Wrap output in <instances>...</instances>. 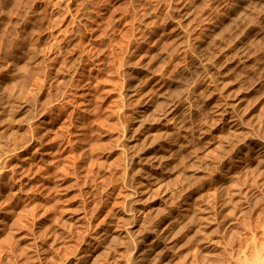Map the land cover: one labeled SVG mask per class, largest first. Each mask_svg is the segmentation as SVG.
I'll return each mask as SVG.
<instances>
[{
  "label": "rangeland",
  "instance_id": "obj_1",
  "mask_svg": "<svg viewBox=\"0 0 264 264\" xmlns=\"http://www.w3.org/2000/svg\"><path fill=\"white\" fill-rule=\"evenodd\" d=\"M0 16V264H145L139 245L173 215L163 236L178 264L263 249L264 0H0ZM207 88H249L251 105L216 131ZM177 123L190 145L142 191L168 147L142 150L144 136Z\"/></svg>",
  "mask_w": 264,
  "mask_h": 264
},
{
  "label": "bare ground",
  "instance_id": "obj_2",
  "mask_svg": "<svg viewBox=\"0 0 264 264\" xmlns=\"http://www.w3.org/2000/svg\"><path fill=\"white\" fill-rule=\"evenodd\" d=\"M71 1V0H70ZM16 2H17V0H16ZM14 4V3H13ZM12 4V5H13ZM17 4V3H16ZM16 4H14L15 6H16ZM6 5V4H5ZM5 5L3 6V7H5ZM13 5V6H14ZM10 6V5H9ZM9 6H8V8H7V10L9 9ZM2 7V8H3ZM6 7H7V5H6ZM12 6H10V8H11ZM12 8H14V7H12ZM11 8V9H12ZM8 11H10V10H8ZM8 11H6L7 13H8ZM5 12V11H4ZM3 12V13H4ZM5 12V13H6ZM4 13V14H5ZM9 14V13H8ZM34 14H36V13H34ZM0 18L1 19H3L1 16H0ZM1 22H3V20H1ZM0 22V23H1ZM55 24L57 25V23H56V21H55ZM3 26V25H2ZM229 28V27H228ZM1 29V28H0ZM50 30V29H49ZM52 30V29H51ZM224 31V30H223ZM223 31H221V33L223 34L224 32L225 33H227V35H228V32H226V28H225V31L223 32ZM52 32V31H51ZM261 33V32H260ZM63 35H65V33L63 34ZM224 35V34H223ZM230 35V34H229ZM263 35H264V32H263ZM226 36V35H225ZM224 36V37H225ZM232 36V35H231ZM40 37V36H39ZM65 37V36H64ZM223 37V38H224ZM233 37V36H232ZM232 37H230V38H232ZM38 38V37H37ZM37 38H35V39H37ZM41 38V37H40ZM39 38V39H40ZM84 38V37H83ZM226 38V37H225ZM58 39V38H57ZM64 39H66V38H64ZM227 39H228V37H227ZM226 39V40H227ZM41 40V39H40ZM61 40H62V38H61ZM60 39H58V41H61ZM35 41V40H34ZM57 41V42H58ZM64 40H62L61 41V43H59L58 45H61L62 44V42H63ZM36 42V41H35ZM34 42V44H35V46L37 45H39V44H37V42L35 43ZM39 43H40V41H38ZM56 42V41H55ZM225 42V41H224ZM227 43H228V41H226ZM232 41H230L228 44H230ZM53 43V45L54 44H56V43H54V42H52ZM52 43H50V44H52ZM263 44L261 45V46H263L264 45V41L262 42ZM57 45V46H58ZM32 46H33V44H32ZM36 46V47H37ZM50 46V45H49ZM56 46V45H55ZM56 46V47H57ZM36 47H32V49L34 48H36ZM51 47H52V45H51ZM255 47V46H254ZM256 47H258V46H256ZM255 47V48H256ZM55 48V47H54ZM262 48H264V47H262ZM33 49V50H34ZM49 49H51V48H49ZM52 50V49H51ZM255 50V49H254ZM53 51H54V49H53ZM247 51H249V50H247ZM246 51V52H247ZM240 52V51H239ZM243 52H245V51H243ZM245 52V53H246ZM251 52V51H250ZM23 53V52H22ZM249 53V52H248ZM252 53H253V50H252ZM252 53H250V54H252ZM241 54V53H240ZM239 54V55H240ZM243 54V53H242ZM250 54H248V55H250ZM236 55V54H235ZM245 55V54H244ZM247 55V54H246ZM247 55V56H248ZM238 56V55H237ZM251 56V55H250ZM83 58H85L84 56H82ZM234 57V56H233ZM236 57V56H235ZM58 59V58H57ZM89 59V58H88ZM88 59H86V60H88ZM235 58H233L232 60H234ZM246 59L248 60V58L246 57ZM250 59V58H249ZM85 60V59H84ZM92 60V59H91ZM244 59H243V56H241L240 55V57L238 56L237 58H236V60H235V62L238 64V63H242V61H243ZM89 61H90V59H89ZM246 61V60H245ZM60 62V61H59ZM58 63V62H57ZM62 63H64L63 61H62ZM228 63V62H227ZM231 63V62H230ZM243 63H244V61H243ZM247 63H248V61H247ZM61 64V63H60ZM60 64L59 65H57V67L58 66H60ZM249 64V63H248ZM55 65H56V63H55ZM61 65H63V64H61ZM66 65V64H65ZM65 65H63V66H65ZM83 65V64H82ZM85 65H87V63L85 62ZM226 65V64H225ZM224 65V66H225ZM245 65V64H244ZM62 66V68H64ZM230 66H233V65H230ZM236 66V65H235ZM234 66V67H235ZM238 66H240V65H238ZM52 67H54V64L52 65ZM61 67V66H60ZM67 67V66H66ZM65 67V68H66ZM226 67V66H225ZM246 67H247V64H246ZM249 67V66H248ZM247 67V68H248ZM263 67V66H262ZM55 68V67H54ZM65 68H64V70H65ZM241 68V67H240ZM243 68V67H242ZM245 68V67H244ZM246 68V69H247ZM258 68H260V66L258 67ZM257 68V69H258ZM57 69H59V68H57ZM56 69V70H57ZM61 69V68H60ZM69 69V68H68ZM68 69H66V70H68ZM223 69H224V67H223ZM261 69H263V68H261ZM261 69H260V71H261ZM54 70V69H53ZM52 70V71H53ZM218 70V69H217ZM230 70V69H229ZM228 70V71H229ZM241 70V69H240ZM242 70H244V69H242ZM249 70V69H248ZM256 70V68L254 69V70H252V71H255ZM58 72L60 71L61 72V70H57ZM76 71V70H75ZM74 71V72H75ZM84 71V70H83ZM216 71V70H215ZM214 71V72H215ZM231 71V70H230ZM251 71V70H250ZM258 71V70H257ZM56 72V71H55ZM58 72H56L57 74H58ZM77 72H78V70H77ZM220 72V71H219ZM223 72H224V70H223ZM242 72V71H241ZM247 72H249V71H247ZM263 72V71H262ZM62 73H63V71H62ZM76 73V72H75ZM218 73V72H217ZM227 73V72H226ZM225 73V75H227ZM235 73V72H234ZM251 73V72H250ZM256 71H255V74H254V72H253V74L252 75H254V76H256ZM60 74V73H59ZM229 74V73H228ZM242 75L243 74H245V76H246V73L244 72V73H241ZM79 75V74H78ZM217 76H218V74H216ZM215 75V76H216ZM220 75H222L221 73H220ZM224 75V76H225ZM235 75H237V74H235ZM238 75H240V74H238ZM258 75V74H257ZM260 75H261V73H260ZM80 76V75H79ZM81 76H82V74H81ZM229 76V75H228ZM244 76V77H245ZM247 76H248V73H247ZM249 76H250V74H249ZM212 77H213V75H212ZM220 77V76H219ZM218 77V78H219ZM227 77V76H226ZM233 77V76H232ZM236 77V76H235ZM241 76H239L238 77V79L240 78ZM256 77H258V76H256ZM255 77V78H256ZM260 77H262V75L260 76ZM231 78V77H230ZM247 78V77H246ZM251 78H252V76H251ZM251 78H249L248 79V81L251 79ZM254 78V77H253ZM253 79V80H256V79ZM259 78V77H258ZM257 78V79H258ZM79 79V78H78ZM214 79H215V77H214ZM213 79V80H214ZM220 79V78H219ZM237 79V80H238ZM81 79H79L78 81H80ZM217 80V79H216ZM230 80H232V79H230ZM244 80L245 79H243V83L242 84H244L245 82H244ZM252 80V79H251ZM251 80H250V82H251ZM252 80V81H253ZM83 81V80H82ZM221 81H223V79H221ZM224 81H225V79H224ZM240 81V80H239ZM247 81V82H248ZM259 81V80H258ZM261 81H262V79H261ZM214 82V81H213ZM219 82L220 81H218V84H219ZM234 82H235V80H234ZM242 82V81H241ZM81 83V82H80ZM215 84L217 83V82H214ZM221 83H226V81L225 82H220V84ZM232 83V82H231ZM239 83V82H238ZM252 83V82H251ZM257 83V82H256ZM76 84H78V82L76 83ZM211 84H212V82H211ZM215 84H213V85H215ZM241 84V85H242ZM255 84V83H254ZM262 84V83H261ZM225 85V84H224ZM239 86H240V84H238ZM246 85H248V84H246ZM246 85H244L245 87H246ZM252 85V84H251ZM256 85V84H255ZM212 86V85H211ZM218 86V85H217ZM220 86H222V88L224 89V87H223V85H220ZM238 86V87H239ZM243 86V87H244ZM254 86V85H253ZM261 86V85H260ZM215 87H216V85H215ZM214 87V88H215ZM217 88V87H216ZM218 88H220V87H218ZM226 88H227V86H226ZM255 88V87H254ZM254 88H253V90L252 91H254ZM260 88V87H259ZM258 88V89H259ZM181 88H179V90H180ZM247 89L249 90V88H246V89H242V88H239V90H238V93L234 96V97H231V98H224V99H220L219 97H217L216 95H217V93H215V92H218V91H214L213 89H206V91L208 90V92H204V95H205V93H207L206 94V97L207 98H209V100L210 101H213L215 104V110H212L213 112H214V114H213V120H211V121H213V123H215V125H216V128H214L216 131H218V128H217V126H219V125H225L226 123L228 124L229 122H232L233 120H234V118L237 116V114L238 113H240L241 111L240 110H242V109H246V108H244V106H245V104L246 103H248V102H250L249 104L251 105V99L250 98H252L251 97V93L249 92V91H247ZM257 89V88H256ZM178 90V89H177ZM217 90H219V89H217ZM232 90H234V89H232ZM182 91V90H181ZM181 91H176V92H178V93H180ZM224 91V90H223ZM251 91V92H252ZM258 91V90H257ZM256 91V92H257ZM175 91L173 92V93H176ZM221 92H222V90H221ZM230 92V91H229ZM231 92H233V91H231ZM234 92H235V90H234ZM237 92V91H236ZM189 93V92H188ZM255 93V92H254ZM258 93V92H257ZM203 94V93H202ZM216 94V95H215ZM234 94V93H233ZM256 94V93H255ZM172 95H174V94H172ZM176 95V94H175ZM177 95H179V94H177ZM187 96H190V94L188 95V94H186ZM224 95H226V94H224L223 93V96ZM253 95V94H252ZM219 96V95H218ZM222 96V95H221ZM255 95H253V97H254ZM173 97V96H172ZM185 97V96H184ZM205 97V98H206ZM224 97H226V96H224ZM228 97V96H227ZM229 97H230V93H229ZM256 98H257V96H255ZM182 98V97H181ZM199 98V97H198ZM206 98V99H207ZM256 98L254 99L255 101H256ZM166 99V98H165ZM185 99H186V97H185ZM204 99V98H203ZM137 100H139V99H137ZM140 100H141V97H140ZM187 101H189L190 100V98L189 99H186ZM143 101V100H142ZM144 101H146V100H144ZM179 101H181V99H179ZM202 101V100H201ZM205 101V100H204ZM210 101H208V103L210 102ZM140 102V101H139ZM173 102H175V101H173ZM178 102V101H177ZM177 102H176V104L175 105H177ZM185 102V101H184ZM184 102H183V105H184ZM198 102H200V101H198ZM253 102V101H252ZM141 103V102H140ZM163 104H164V102H162ZM166 103V102H165ZM205 103V102H204ZM14 104V103H13ZM145 104V103H144ZM186 104V103H185ZM187 104H189L190 105V102L189 103H187ZM201 104V103H200ZM12 105V104H11ZM66 105V104H65ZM64 105V106H65ZM139 105V104H138ZM172 105V104H171ZM247 105V109L249 108L248 106V104H246ZM12 106H14L15 107V105H12ZM160 106H161V104H160ZM159 106V107H160ZM163 106V105H162ZM174 106V105H173ZM187 105H185V107H186ZM191 106H192V104H191ZM203 106V105H202ZM205 106V105H204ZM203 106V107H204ZM9 107H11V106H9ZM62 107V106H61ZM66 107V106H65ZM159 107H157L158 109H159ZM166 107V106H165ZM175 107V106H174ZM174 107L172 108V110L171 111H169V112H173V116H174V110L176 111V109H174ZM184 107V108H185ZM189 107V106H188ZM199 107V106H198ZM197 107V108H198ZM202 107V108H203ZM246 107V106H245ZM63 108V107H62ZM146 108V107H145ZM160 108H162V107H160ZM176 108V107H175ZM194 108V107H193ZM196 108V109H197ZM200 109H201V106L199 107ZM9 109H11V111L13 110L12 109V107L11 108H9ZM60 109V108H59ZM58 109V110H59ZM66 109V108H65ZM192 109V108H191ZM144 110V109H143ZM160 110V109H159ZM187 110V109H186ZM63 111V110H62ZM61 111V112H62ZM193 111H194V109H193ZM196 111V110H195ZM198 111H200L199 109H198ZM244 111V110H243ZM242 111V112H243ZM8 112H10V111H8ZM45 112H47V110L45 111ZM49 112V111H48ZM47 112V113H48ZM141 112H142V110H141ZM165 112V114L164 115H166L167 114V112L166 111H164ZM163 112V113H164ZM189 112H190V110H189ZM192 112V111H191ZM211 112V111H210ZM212 112V113H213ZM160 113V112H159ZM162 113V112H161ZM142 115V114H141ZM210 115V114H209ZM208 115V116H209ZM58 116H60L59 114H58ZM159 116V115H158ZM167 116V118H169L168 117V115H166ZM190 116H191V114H190ZM211 116V115H210ZM161 117V116H160ZM163 117V116H162ZM162 117H161V119H162ZM176 117V116H175ZM50 118V117H49ZM171 118V117H170ZM207 118V117H206ZM50 119H52V118H50ZM155 119L156 118H154V121H155ZM178 119V118H177ZM181 119H182V117H181ZM205 119V118H204ZM211 119V118H210ZM140 120V119H139ZM157 120H158V118H157ZM170 121H171V119H169ZM168 120V121H169ZM176 120V119H175ZM174 120V121H175ZM185 120V119H184ZM207 120H208V118H207ZM143 121V120H142ZM141 121V122H142ZM161 121V120H160ZM159 120H158V122H160ZM167 121V120H166ZM167 121V122H168ZM178 121V120H177ZM182 121V120H181ZM203 121H205V120H203ZM209 121V120H208ZM207 121V122H208ZM163 122V121H162ZM164 122H165V120H164ZM166 122V123H167ZM186 122V121H185ZM143 123V122H142ZM155 123V122H154ZM165 123V124H166ZM172 123V122H171ZM173 123H176V122H173ZM179 123V122H178ZM178 123L177 124H174L173 126H171V128L169 129V130H163L162 132H155V131H149V132H147V134L144 136V140H143V146H141L140 145V147H141V149L143 150L144 148L146 149L147 148V146H151V145H154L156 142H158L160 139H162V138H164V139H162V140H165V139H167V141H168V147L163 151L162 149V154L160 153V155L158 154V155H156L155 154V156H154V161L153 162H151L150 163V165H149V167H147V168H143V167H141V168H143L142 170L144 171L143 173H141L142 174V176H141V178H139V182L138 181H136V182H138V186H140V189L142 190V191H144L145 189H146V187L149 185V183H150V181H152L153 179L154 180H156V177L158 178L159 176L158 175H160L159 173H161L162 171H164L168 166H171V164H172V159H175L176 157H177V154L178 153H176V157L175 156H173V155H175V154H173L174 153V150H176V148L177 147H179V148H181V149H183V147L185 146V145H187L186 143H187V134H185V133H183V131H182V126L185 124H183V125H178ZM182 122H180L179 124H181ZM203 123V122H202ZM213 123H210L211 125L213 124ZM235 123V122H234ZM145 124V123H144ZM153 124V123H152ZM162 124H164V123H162ZM162 124H160V125H162ZM170 124V123H169ZM209 124V125H210ZM168 124H166V126H167ZM202 125V124H201ZM204 125V124H203ZM207 125V124H206ZM33 126V125H32ZM142 126V125H141ZM141 126H139V127H141ZM159 126V125H158ZM158 126H156V127H158ZM165 126V125H164ZM168 126H170V125H168ZM167 126V127H168ZM186 126H187V123H186V125L185 126H183V129H184V127H185V129H188V128H186ZM150 127V126H149ZM153 127V126H152ZM151 127V128H152ZM188 127V126H187ZM206 127V126H205ZM210 127V126H209ZM211 127H215L214 125L213 126H211ZM223 127V126H222ZM33 128V127H32ZM164 128V127H163ZM203 128H204V126H203ZM221 128V127H220ZM30 129V128H29ZM38 129H39V127H38ZM138 130H139V128H137ZM147 129H148V127H147ZM202 129V128H201ZM200 129V130H201ZM206 129H207V127H206ZM213 129V128H212ZM211 129V130H212ZM28 130V129H27ZM34 130V129H33ZM35 130H36V128H35ZM158 130V129H157ZM209 129H207V130H205L204 129V131L207 133V131H208ZM210 130V131H211ZM222 130V129H221ZM144 131V130H143ZM209 131V132H210ZM36 132V131H35ZM145 132V131H144ZM15 133H16V131H15ZM23 133V132H22ZM27 133L29 134L30 132H29V130H28V132H26V133H23L24 134V136L25 135H27ZM142 133V132H141ZM203 132H202V130H201V134H202ZM205 133V134H206ZM210 133H212V134H214L213 132H210ZM218 133H220V132H218ZM17 134H19V132L18 133H16L15 135H17ZM21 134V133H20ZM36 134V133H35ZM190 134H192V133H190ZM200 134V135H201ZM209 134V133H208ZM211 134V135H212ZM15 135H13V136H15ZM22 135V134H21ZM20 135V136H21ZM139 135V134H138ZM189 135V134H188ZM203 135H204V133H203ZM12 136V137H13ZM19 136V138L18 139H23V135H22V137H20ZM28 136H31V134L30 135H27V137ZM34 136H36V135H34ZM192 136V135H191ZM212 136H215V135H212ZM211 136V137H212ZM139 137H140V135H139ZM29 138H31V137H29ZM33 138V137H32ZM189 138V137H188ZM205 138V137H204ZM208 138H210V137H208ZM14 139H17L16 138V136H15V138ZM17 139V140H18ZM27 139V138H26ZM37 139V138H36ZM137 140H138V137L136 138ZM12 140H13V138H12ZM34 140V139H33ZM161 140V141H162ZM28 141H29V139H28ZM32 141V140H31ZM167 141H166V143H167ZM190 141H191V139H190ZM15 142H17V141H15ZM19 142V141H18ZM139 142V141H138ZM160 142V141H159ZM158 142V143H159ZM164 142V141H163ZM141 143V142H140ZM190 143V142H189ZM25 144H27V146H29L28 145V143H26L25 142ZM25 144H23V146L25 145ZM41 144V143H40ZM16 145V144H15ZM137 145H139V144H137ZM160 145H162L161 143H160ZM166 145V144H165ZM188 145H190V144H188ZM187 145V146H188ZM31 146V145H30ZM33 146V145H32ZM37 146V145H36ZM139 147V146H138ZM137 147V148H138ZM158 147V146H157ZM156 147V148H157ZM160 147H162V146H160ZM159 147V148H160ZM15 148V147H14ZM19 148H21V147H19ZM36 148H39V147H36ZM40 148H41V146H40ZM136 148V149H137ZM155 148V147H154ZM164 148H165V146H164ZM188 148V147H187ZM256 148H258V150H260V151H263V149H264V145H262V144H259L258 145V147H256ZM22 149H24L23 147H22ZM27 149V148H26ZM30 149V148H29ZM150 149H151V147H150ZM17 150V149H16ZM16 150H14V151H16ZM20 150V149H19ZM19 150H17V152L19 151ZM36 150V149H35ZM178 150V149H177ZM13 151V152H14ZM33 151L34 150H32V153H33ZM20 152V151H19ZM138 152V151H137ZM175 152H177V151H175ZM140 153H141V151H140ZM30 154V153H29ZM34 154V153H33ZM36 154H37V152H36ZM138 155H139V153H137ZM146 154V153H145ZM153 154V153H152ZM12 155V154H11ZM10 155V156H11ZM14 155H16V154H14ZM17 155H20V154H17ZM35 155V154H34ZM154 155V154H153ZM139 157H141L140 155H139ZM146 157V156H145ZM172 157H175V158H172ZM28 158V157H27ZM30 158V157H29ZM148 158V157H147ZM150 159V158H149ZM144 160H146V159H144ZM148 160V159H147ZM151 161H152V159H151ZM177 161V160H176ZM146 162V161H145ZM145 162H142V163H145ZM147 164V163H146ZM146 164H144V165H146ZM149 164V163H148ZM141 166V165H140ZM142 166H143V164H142ZM175 166V165H174ZM173 167V166H172ZM171 167V168H172ZM170 168V167H169ZM168 168V169H169ZM2 170H3V168H2ZM139 170H141V169H139ZM166 171H167V169H166ZM165 172V171H164ZM140 173V172H139ZM0 175L2 176V174H1V172H0ZM4 176V175H3ZM134 176H136V175H134ZM134 176H133V178H134ZM161 177V176H160ZM159 177V178H160ZM135 181V180H134ZM157 181V180H156ZM154 181H152V183H153ZM151 184V183H150ZM136 186H137V184H136ZM138 186H137V188H138ZM150 186V185H149ZM139 189V188H138ZM138 189H137V191H138ZM196 190V189H195ZM194 190V191H195ZM192 191V190H191ZM139 192V191H138ZM141 192V191H140ZM143 193V192H142ZM192 193V197H194L195 196V192H194V195H193V192H191ZM198 193V192H197ZM196 193V194H197ZM190 198V197H189ZM186 200V199H185ZM189 200V199H188ZM188 200H186V202L185 203H187V201ZM190 202V201H189ZM186 206V205H185ZM186 208H188V207H186ZM178 217H176V215H173V216H171L170 218H168V217H164L163 218V220H162V222H161V224L159 225V227L156 229L157 230V232L154 230V232H156V233H150L149 232V238L145 241L144 240V244L143 245H139V247L141 248V250H143V255H141V257L143 256V257H145V258H147L148 259V262H146L145 264H152V258L153 257H151L152 255V253H154L155 255H158V254H160L159 256L160 257H163V256H167V262H164L163 264H178V262H180V256L179 255H176V252H174V251H171V249L174 247V246H172L171 247V245L169 244V243H165L166 241H169L170 239H172L171 238V236H169V235H165V236H163L164 235V231H167L170 227H171V225H173V223L176 221V219H177ZM199 221L201 220V222L203 221L202 220V217H200L199 219H198ZM204 224V223H203ZM203 224H202V226H203ZM205 225V224H204ZM199 227L200 228H202L200 225H199ZM198 227V229H200ZM204 228V227H203ZM201 230V229H200ZM152 232V231H151ZM148 233V232H147ZM148 235V234H147ZM145 238H146V236H145ZM173 238H174V236H173ZM175 244V243H174ZM173 244V245H174ZM177 244V243H176ZM138 245V244H137ZM264 245V244H263ZM261 247V246H260ZM169 251H171V253H169ZM138 252V251H137ZM140 252V251H139ZM154 256V255H153ZM137 257H138V255H137ZM140 256H139V258H141ZM138 258V259H139ZM165 261V260H164ZM241 264H264V246H263V249H261L260 248V250L258 249V250H256V251H254V253H253V256L251 257V259H245V260H243V262H241Z\"/></svg>",
  "mask_w": 264,
  "mask_h": 264
}]
</instances>
